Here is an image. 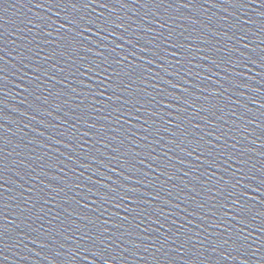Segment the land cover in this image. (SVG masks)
I'll list each match as a JSON object with an SVG mask.
<instances>
[{
    "label": "water",
    "instance_id": "obj_1",
    "mask_svg": "<svg viewBox=\"0 0 264 264\" xmlns=\"http://www.w3.org/2000/svg\"><path fill=\"white\" fill-rule=\"evenodd\" d=\"M0 264H264V0H0Z\"/></svg>",
    "mask_w": 264,
    "mask_h": 264
},
{
    "label": "snow or ice",
    "instance_id": "obj_2",
    "mask_svg": "<svg viewBox=\"0 0 264 264\" xmlns=\"http://www.w3.org/2000/svg\"><path fill=\"white\" fill-rule=\"evenodd\" d=\"M93 2L95 3V2H97V0H93ZM100 6L106 8L107 7V4H101ZM72 7H76V4L73 3L72 4Z\"/></svg>",
    "mask_w": 264,
    "mask_h": 264
}]
</instances>
